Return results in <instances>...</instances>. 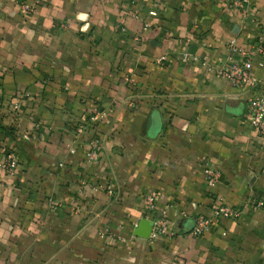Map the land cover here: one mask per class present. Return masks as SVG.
Returning a JSON list of instances; mask_svg holds the SVG:
<instances>
[{
  "label": "crops",
  "instance_id": "1",
  "mask_svg": "<svg viewBox=\"0 0 264 264\" xmlns=\"http://www.w3.org/2000/svg\"><path fill=\"white\" fill-rule=\"evenodd\" d=\"M32 1L0 0V100L18 104L0 107V161L8 151L18 161L0 189V264H264V137L247 119L250 93L182 61L218 66L230 42L249 49L264 0H249L246 15L230 0L17 6ZM206 164L221 173L212 189ZM217 197L240 216L189 234ZM161 218L174 237L138 235Z\"/></svg>",
  "mask_w": 264,
  "mask_h": 264
},
{
  "label": "built area",
  "instance_id": "2",
  "mask_svg": "<svg viewBox=\"0 0 264 264\" xmlns=\"http://www.w3.org/2000/svg\"><path fill=\"white\" fill-rule=\"evenodd\" d=\"M232 6L246 15L249 8V0H230ZM40 0H33L31 3L18 2L17 6L23 12H33L36 6L40 5ZM155 4V2H153ZM134 18L138 16L133 15ZM149 27L148 22L143 23V31H146ZM229 55L227 59L218 66L209 65L205 61L199 60L197 57H190L185 54L182 61L188 60L193 62H199L201 66L207 68L216 78L228 82L233 88L239 90H246L250 93L248 99V111L247 119L251 129L258 135L264 137V76H256L254 74V68L264 67V24L258 26V35L254 43L249 49H241L234 45L233 42L228 46ZM260 57V61L254 63V57ZM165 60V57L158 58L157 63ZM0 107L11 108L16 111L18 109L17 103H12L7 106L6 103L0 100ZM108 112L101 111L93 114L89 118V123L97 122L99 119L107 116ZM88 123L78 124L74 129V136L84 134ZM102 149V141L98 137H92L88 141V149L85 152V160L89 164H95L99 158V153ZM74 149L69 152L74 153ZM18 167L17 156L13 151H8L0 161V189L3 186V176H14ZM205 183L209 189L214 188L221 177V173L218 169L211 165H205L202 170ZM157 199V193L150 191L144 197V219H149L148 216L154 210ZM261 201L254 202L255 208L262 206ZM240 211L230 208L223 200L217 197L214 201L213 208L207 216H198L195 218L194 226L189 231V234L195 237H201L206 233L213 230L222 220H233L240 216ZM176 233L173 231L171 224L167 219L161 218L152 221V228L149 234L150 239L156 237H164L170 239L174 237Z\"/></svg>",
  "mask_w": 264,
  "mask_h": 264
},
{
  "label": "water",
  "instance_id": "3",
  "mask_svg": "<svg viewBox=\"0 0 264 264\" xmlns=\"http://www.w3.org/2000/svg\"><path fill=\"white\" fill-rule=\"evenodd\" d=\"M147 224V231L144 233V234H138L140 237H143V238H147L148 236H149V234H150V232H151V228H152V224L150 223V222H148V221H142V223H141V225H139V231H140V229H142V226H143V224Z\"/></svg>",
  "mask_w": 264,
  "mask_h": 264
}]
</instances>
